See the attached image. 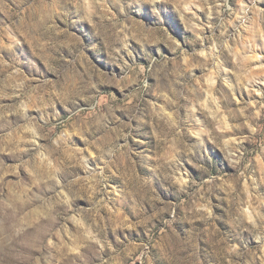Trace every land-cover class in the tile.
Returning a JSON list of instances; mask_svg holds the SVG:
<instances>
[{"label": "rangeland", "instance_id": "rangeland-1", "mask_svg": "<svg viewBox=\"0 0 264 264\" xmlns=\"http://www.w3.org/2000/svg\"><path fill=\"white\" fill-rule=\"evenodd\" d=\"M0 264H264V0H0Z\"/></svg>", "mask_w": 264, "mask_h": 264}, {"label": "bare ground", "instance_id": "bare-ground-1", "mask_svg": "<svg viewBox=\"0 0 264 264\" xmlns=\"http://www.w3.org/2000/svg\"><path fill=\"white\" fill-rule=\"evenodd\" d=\"M249 198V197H248ZM263 208V207H262Z\"/></svg>", "mask_w": 264, "mask_h": 264}]
</instances>
